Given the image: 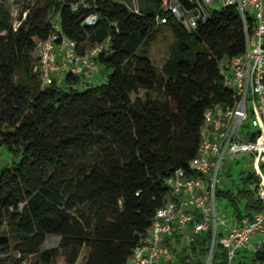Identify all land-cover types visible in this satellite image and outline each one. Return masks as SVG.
I'll return each instance as SVG.
<instances>
[{
  "label": "trees",
  "instance_id": "16d2710c",
  "mask_svg": "<svg viewBox=\"0 0 264 264\" xmlns=\"http://www.w3.org/2000/svg\"><path fill=\"white\" fill-rule=\"evenodd\" d=\"M78 1L0 0V149L10 155L0 165V264H76L82 251V264H128L168 196L165 179L194 158L205 110L230 100L218 63L245 50L234 7L213 10L187 32L160 0L138 14L119 0L71 11ZM90 14L98 17L92 27L84 24ZM56 18L80 55L108 39L95 58L109 71L105 82L83 87L68 76L62 88L40 89L32 54ZM163 31L174 42L157 68L147 52ZM240 182L235 196L217 189L215 197L227 199L235 220L264 215L254 175L242 172ZM47 236L59 242L40 250ZM209 243L210 231L193 236L179 264H202ZM247 257L264 264V248L235 264ZM226 263V252L212 261Z\"/></svg>",
  "mask_w": 264,
  "mask_h": 264
},
{
  "label": "built area",
  "instance_id": "2783aa9c",
  "mask_svg": "<svg viewBox=\"0 0 264 264\" xmlns=\"http://www.w3.org/2000/svg\"><path fill=\"white\" fill-rule=\"evenodd\" d=\"M88 1L93 4L96 0H79L71 11L85 8ZM136 1L119 0L133 14L139 13ZM214 4L219 9L234 7L245 33L244 52L218 63L230 100L205 110L196 154L186 171L177 169L165 179L168 196L155 210L128 264H170L193 236L206 231H210V243L202 264H212L216 245L225 250L226 264H233L237 253L253 254L264 248V215L221 220L216 215L215 197L221 165L243 159L253 167L255 195L264 208V0H160V10L191 32L214 10ZM156 19L165 23L164 17ZM97 21L90 14L84 24L92 27ZM107 47L108 39L84 55L78 54L76 43L61 35L56 18L51 33L35 42L33 71L40 89L62 88L68 76L77 78L83 87L93 85L98 73L95 58Z\"/></svg>",
  "mask_w": 264,
  "mask_h": 264
},
{
  "label": "rangeland",
  "instance_id": "374dc122",
  "mask_svg": "<svg viewBox=\"0 0 264 264\" xmlns=\"http://www.w3.org/2000/svg\"><path fill=\"white\" fill-rule=\"evenodd\" d=\"M7 4H11V0H6ZM137 6L138 9H140L141 11H145V12H150L152 11L153 8V4H152V0H137ZM12 9V16L15 18L17 16V11L15 10L14 7L11 8ZM212 9L214 10H218L219 6L218 5H213ZM53 19V18H52ZM174 42V38L172 37V35L168 32V31H163L154 41L153 43H151L149 49H148V57L150 58V60L152 61L153 65L157 68H159L161 66L162 61L167 58L169 56L170 53V49L171 46ZM32 59H33V64L36 63V59L34 54H32ZM34 68V67H33ZM102 69H99L98 72L101 73ZM35 75L36 73L34 71H32ZM109 71H105L103 73L102 78H99V80H95L94 81V85H98L101 84L103 82H105V75L108 73ZM38 81V79H37ZM142 92H138L137 96H141ZM133 99V97H131ZM10 161V155L9 153H7L5 150L0 149V165L6 164ZM247 174H253L254 170L253 167L251 165L250 162H246L243 159L240 160H232V161H228L227 163H223L221 165L220 168V173H219V179H220V185L219 188L221 190H230L231 193H233V195L235 196L237 194L238 189L242 188V186L240 185V178H241V173ZM247 189H250L253 191V187L250 185L246 186ZM236 203H238V207L239 210L242 211L243 210V204L244 202L242 201V199H237L235 200ZM216 206H217V213L216 215L218 216L219 219H226L228 222H231V220H233V207L232 205H230L227 201V199L225 198H217L216 199ZM227 235H224V237H226ZM4 236L2 235V233L0 234V239H2ZM220 239V238H219ZM218 239V240H219ZM59 242V239L57 237L54 236H47L45 238V241L41 247V250H47L49 248L55 247L57 246ZM225 251L221 248V247H215L214 248V260L213 262H218L222 259L223 253ZM85 252L82 251L78 261L76 262V264H82V257L84 256ZM242 256V255H247L249 256V254H247L246 252L242 253H237V255L235 256V259L233 260V264L236 263V257L237 256ZM9 256H14V254H10ZM179 258L180 255L178 256V254H175V259L172 263L170 264H179ZM189 261H192V259H189ZM245 264H254L251 261L250 257L245 258L244 260ZM23 264H39L36 257H31V258H24L23 259ZM52 264H63V261L60 257L56 258L54 261H52Z\"/></svg>",
  "mask_w": 264,
  "mask_h": 264
},
{
  "label": "crops",
  "instance_id": "0c3cea01",
  "mask_svg": "<svg viewBox=\"0 0 264 264\" xmlns=\"http://www.w3.org/2000/svg\"><path fill=\"white\" fill-rule=\"evenodd\" d=\"M103 72H104V71H101V73L98 72L97 75H96V77L94 78V81H95V80L98 81L99 78H102V76H103ZM94 81H93V84H94ZM233 220H234V218H233ZM233 220H231V221H233ZM253 241H254V242L257 241V238H255ZM41 247H42V246H41ZM40 250H41V249H40ZM177 254H178V253H177ZM77 261H78V260H77Z\"/></svg>",
  "mask_w": 264,
  "mask_h": 264
}]
</instances>
